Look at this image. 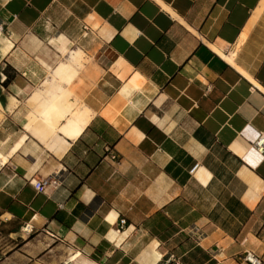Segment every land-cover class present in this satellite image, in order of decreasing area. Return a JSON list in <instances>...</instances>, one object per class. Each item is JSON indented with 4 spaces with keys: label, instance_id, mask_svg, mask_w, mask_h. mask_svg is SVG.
<instances>
[{
    "label": "crops",
    "instance_id": "0c3cea01",
    "mask_svg": "<svg viewBox=\"0 0 264 264\" xmlns=\"http://www.w3.org/2000/svg\"><path fill=\"white\" fill-rule=\"evenodd\" d=\"M60 8L93 117L42 142L25 125L44 88L14 62ZM0 27L18 72L0 150L28 134L0 163V264H264V0H0Z\"/></svg>",
    "mask_w": 264,
    "mask_h": 264
},
{
    "label": "bare ground",
    "instance_id": "6f19581e",
    "mask_svg": "<svg viewBox=\"0 0 264 264\" xmlns=\"http://www.w3.org/2000/svg\"><path fill=\"white\" fill-rule=\"evenodd\" d=\"M15 34L19 33L15 32ZM11 38L5 36L0 27V58L7 56L15 47V42ZM50 44L55 45L58 52L64 53L65 59L50 69V75L45 84H50L51 89L38 90L31 97L32 111L27 117L25 130L42 142H47L57 134H61L66 139L75 140L93 117L92 110L76 94L79 84L83 82L82 71L86 69V63L90 58L81 49L70 48L69 41L62 34L51 38ZM220 54L233 63L232 58L222 52ZM18 103L19 101L12 97L8 106L9 110L12 111ZM5 109L6 107L0 104V126L5 118ZM27 138L28 134H23L8 154L0 150L1 165L8 162L9 158L22 148ZM111 237L113 238L112 235Z\"/></svg>",
    "mask_w": 264,
    "mask_h": 264
},
{
    "label": "rangeland",
    "instance_id": "374dc122",
    "mask_svg": "<svg viewBox=\"0 0 264 264\" xmlns=\"http://www.w3.org/2000/svg\"><path fill=\"white\" fill-rule=\"evenodd\" d=\"M70 22L71 16L69 11L65 8H60L53 15L46 16L42 21L41 29L38 31L42 37L41 41H38L33 36H30L27 38V41L24 42V47L22 49H24V52L27 53L29 58H17L14 62V66H16L19 70L30 69L35 71L37 74L32 75V81L36 87L40 86L44 88V90L46 88L51 89L50 84H45V80L50 75V69H53L59 61L65 59V56L58 54L57 47L55 45L51 46L50 39L59 36V31L64 29L70 36ZM73 29L72 35L74 33L75 37L80 36L84 38L83 35L87 32V30L81 28V26H74ZM4 33L6 34L7 32L5 31ZM86 38H89V35ZM76 45L72 46L69 43L70 48H76ZM21 56L24 55L22 54ZM5 69H7L9 76L12 78L16 77L18 74L15 68L11 66L8 67L6 61H4L0 64V79L2 78L1 72L4 73ZM44 145L49 148H53L55 146L54 143Z\"/></svg>",
    "mask_w": 264,
    "mask_h": 264
},
{
    "label": "built area",
    "instance_id": "2783aa9c",
    "mask_svg": "<svg viewBox=\"0 0 264 264\" xmlns=\"http://www.w3.org/2000/svg\"><path fill=\"white\" fill-rule=\"evenodd\" d=\"M253 147L261 154H264V134L259 135L256 140L253 142ZM53 182L57 183V180H44L40 182L31 181V183L37 189H43L45 186L52 185ZM121 224L125 225L126 220H121ZM244 261L247 264H262V260L254 252H246L244 256Z\"/></svg>",
    "mask_w": 264,
    "mask_h": 264
},
{
    "label": "trees",
    "instance_id": "16d2710c",
    "mask_svg": "<svg viewBox=\"0 0 264 264\" xmlns=\"http://www.w3.org/2000/svg\"><path fill=\"white\" fill-rule=\"evenodd\" d=\"M8 67H10V65H8ZM4 72H5L6 76H7V78H6V80L4 81L3 85H4V86H7L8 83L11 81V77L8 75L7 69H5Z\"/></svg>",
    "mask_w": 264,
    "mask_h": 264
}]
</instances>
